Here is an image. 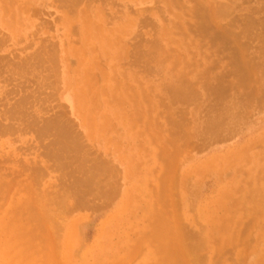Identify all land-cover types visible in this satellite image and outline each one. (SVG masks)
<instances>
[{"label": "bare ground", "instance_id": "obj_1", "mask_svg": "<svg viewBox=\"0 0 264 264\" xmlns=\"http://www.w3.org/2000/svg\"><path fill=\"white\" fill-rule=\"evenodd\" d=\"M8 1L9 0H0V24H2V22H1L2 21L1 18L3 16L2 14H4V13L7 14L9 11L15 12L17 7H18L17 6V3H18L17 0H12V3L9 5H8ZM28 1L31 2L33 0H28ZM57 1H59V2L61 1L63 4L62 3H60V4H62V6L64 5L65 9L67 7H69L68 10L71 9V10H73V12H75L74 15H72L71 13L69 14V15H71V17L76 16V17H81L84 19V23H81L82 31H80L79 37H78L79 45L77 47H74V46L70 47L67 45L68 48L66 49L67 54L69 53L72 57H75L74 62L76 64V68H75V70H73L74 79H71L68 76H65L64 81H65V88L67 90L66 92H67L68 96L71 98L74 113L76 114V116L78 118H80L81 125L84 128H88V130L90 129L89 133L91 134V136L94 137V136H98V135L99 136L103 135L104 132H106V130L109 127H111V125L114 121H116V123L124 124V125L128 126V124H130V121L134 119V116L136 118V116L139 114V116H137L139 119H140V116L144 117L146 114H144L143 107L151 106V104L153 102V97L155 95L157 96L159 93H161V94L165 95L167 98L168 104L170 105V107L168 106V109L170 108V109H172V111L175 109H178L179 111L177 110V113L179 112V114L181 115L178 118V117H176L178 114L174 113L175 111L174 112L171 111V112H167V114H166L167 117H165V118H167L166 120L168 121L169 125L172 128H176V130L171 129L172 135H174L175 138L179 139L180 135H181L180 130L186 132V129H188L187 134H190L189 129H191L188 126L186 127V123H185L186 122V120H185L186 116L185 115H184V117L182 116L184 114V111H186L184 109H186L185 107H188L190 104L191 105L196 104L197 107H195V111H194L195 114H193V116H194L193 125H194V128L196 130V134L199 133L200 136L203 137L201 139L202 141H200V139H199L200 143L203 142L202 145L198 142V144L200 145V146L198 145L199 147L202 148V146H204V145L206 147L210 144L219 143L220 141H223L224 139L226 140L227 137L230 138V135H232V133L234 131H238L242 127H243L242 132L244 134V137L239 142H236L235 144H232V146L227 147L222 153L221 152L220 153L214 152L211 155V157H208L205 161H202L199 164L192 166L191 169H187L184 172L180 171V172H182V173L179 172L180 174L177 173L175 175L176 172L174 170L176 169L177 165L172 164L175 161L174 162L171 161V164H172V165H170L171 167L169 166V169L167 168L168 169L167 171L169 173L166 175H162L160 180L158 179V181H159V184L157 181L158 187L163 189V190H166L167 184L169 182L176 183V186H177V183L179 182L180 184H183V187H184V182L186 183V181L188 179L186 181L183 179L188 178L193 172L203 173V175H207V174L208 175L209 174L214 175L215 174L219 177L217 179L220 180V178H222L225 174V173H223L224 170L225 171L230 170L229 171L230 174L228 177H230V175L232 174V176L230 178L231 180H229L230 181L229 183L230 184H236L237 183L235 180V179H237L236 175L245 172L248 174V177H249V184L248 185L251 187V190L254 193L253 199H252L254 206L250 207L246 211L249 214L255 213V212L260 214V213L264 212V185L262 186V188H260L256 184L258 182L257 181L258 179L263 180V178H264V167L262 169V163L264 162V123L262 124V126H260V122H258V121H257V123H255L254 121L250 122L247 119L248 115L246 116L248 109L250 108L251 104L255 101V97L258 95V93L262 92L263 95H261V96H264V15L262 17L260 16L261 19H260V17H258L259 14H261L264 11V2L262 3V5L260 4L259 7H256V8L252 7V8H254V10L251 9L252 13H247L246 15H245V13H243L244 15L240 14L241 16H243L242 18H240L241 19L240 20L241 21V29H240L241 32H239V33L237 32V33L238 34L241 33V37H245L247 39L249 38L248 39L249 41H250V39L252 40V42H253V40H256L255 44H257V46L255 45L256 48L252 52V54L250 55L251 57H248V56L245 57L247 55V52H246V55H244V52L246 51V49H248V48L251 49V46L249 45V43L246 42L245 44H241L240 38L238 37L239 35L234 34V33H232L233 31H231V28L235 26V23H236L234 21L235 19L233 21H231L230 24L228 25V27L226 26L227 28H225V29L220 24L221 20H223L226 17L228 18V16L233 13L232 5L223 4V6H220V4H219L217 6H212V4L211 5L209 4L210 6H207L205 8L202 7L198 12L194 11L193 9L188 10V13H187L188 22L190 23V25L192 24V27L194 29H196L195 31L197 33L203 34V32L204 33L207 32V30L211 27V25H213L214 27H213V29L212 28L211 29L214 30L217 28L216 29L217 32L219 31L218 36L222 37V39L224 41L228 42L227 40H230L231 43L235 42L237 44V45H234L235 47L239 46L237 48V50L235 48L236 52L233 51V53H234V64L236 67V71L238 73H240V72L243 73L245 75V78L249 79V81H251L252 79L257 80V82L259 83L260 88H261V89L259 88L260 90L258 89L256 91H254V92H256V94L251 93L252 92L251 91L250 92L251 94L250 93H240V94L238 93V94H232V95L226 96L225 95V89L226 88L224 89L225 86H223L224 85L222 83L223 81L217 80V81L213 82L212 84H209L208 86H206L204 94H202V92H200L197 89V87L195 85L196 83L193 84L189 80V78H187L186 74H184V71L179 69V67L177 66V64L183 63L182 57H186V54H184V52L182 51V44L184 42V41H182L183 40L182 37H188L185 41H186V44L188 45L189 50L193 51V50H196V48L198 47L197 43L194 40H192L191 37H189L190 25H188V27H186V23L188 24V22H186V20L184 19L185 18L184 12L186 9L184 3L186 2V0H156L155 2H158L162 5L161 10L163 12V14H162V16H163L162 21L163 22H160L159 19H157L156 26H155L156 36L154 39L152 38L153 39L152 41H146L147 43L148 42H150V43H148V44L142 43V45H137L138 47H133L134 50L132 49V46H131L132 51H130V45L128 44V41L125 39L124 36H126L127 33H130L132 31L133 22L129 23L130 20H127V22L125 23V25L122 28L107 27L108 23H106L105 20H106V16L108 14L106 16H104V14H105L104 13V7L98 6V5L91 6V4L94 3V1H96V0H57ZM127 1H131L132 3H134V4H132L134 6L135 5L139 6V4H140V2H138L139 0H135L137 3L133 2V0H127ZM243 1H245V0H243ZM102 2H104V1H102ZM111 3H112V1H111ZM111 3H110V5H112ZM246 3H247V1H246ZM22 4H26V1H25V3H22ZM60 4H59L58 8L62 7ZM79 4L81 6L78 8L77 6ZM241 4H244V2ZM129 7L130 6H128V5L124 6L123 9H124L125 15L127 14V10ZM22 8H24V6ZM236 8H238V7H236ZM156 9L159 10L160 8L158 7ZM243 9L244 8L242 7L241 10H243ZM145 10H146V8H145ZM161 10H159V12ZM25 12H27V10ZM33 12L35 14V10L32 9V13ZM116 12H117V10H116ZM34 14H33V16H34ZM67 14H68V12H67ZM30 16H32V15H30ZM241 16H239V17H241ZM108 17H109V15H108ZM155 17L159 18L160 16H155ZM230 19H228V20H230ZM139 21L140 20H138V22ZM147 23L149 24V22H147ZM143 24L145 25V23H143ZM214 24H217L219 26V28ZM151 27L154 28L153 24L151 25ZM72 29H74V26H72ZM72 29H71V32L73 34ZM151 30H154V29L151 28ZM212 30H210V31H212ZM228 31H231V32H228ZM238 31H239V29H238ZM33 33H32V35H33ZM34 34H36V33H34ZM44 39H46V37ZM44 39L42 40L43 42H44ZM69 39H70V37H69ZM138 39H139V37H138ZM141 39L143 40V38H141ZM247 39H245V40H247ZM2 40H0V41H2ZM39 40L41 41V39H39ZM142 40L139 39V41H142ZM49 42L50 41H48L47 43L49 44ZM0 44L2 46L3 43H0ZM48 44H47V46L45 45L46 46L45 52L47 50L49 51L48 47L51 49V46H48ZM42 45L40 43L41 47H42ZM229 45H230V43H229ZM240 45H242V46H240ZM40 46H38V48H40ZM53 46H55V45H53ZM231 46L233 47V45H231ZM26 48H28V46ZM231 49H234V48H231ZM243 49H245L244 52L242 51ZM55 50H56V48H55ZM42 51H44V50H42ZM52 52L56 53L54 50ZM52 52H49L50 54H52V56L47 52H46L47 55L45 54V56H47L51 59L48 58V59L44 60V58H41L38 55H37L38 58L37 59L35 58L37 60V62L36 61L34 62V65H35L34 69L40 68L39 70L42 71L40 66L45 65L44 68L42 67L43 72H44V70L46 72H48V73H46L47 75L45 74V75H43V77H41L42 76L41 72L39 73L41 75L40 76L41 79H40V81L37 82L36 90H33L35 92L32 94V92L30 93L28 91L30 93L29 96L27 95V92L24 93L23 90L25 89V86L22 83L24 81H22L21 83L23 85L22 86L23 90L21 88L20 89L22 90L23 94H20V95H22L21 97L19 96L20 98L17 97V98H19V100L17 102H16L17 99L13 98L16 103L14 104L15 106H13L12 109L9 110L10 112L9 113L7 112L8 109H7V111L6 110L4 111L5 106L2 103L0 104V105H2V107L4 106L3 107L4 114L3 115L0 114L1 115L0 116V135L1 134L5 135V133H8L10 131V129H12V127H13L12 123L10 124L8 121L12 117L7 120V122L9 124L8 123L7 124L2 123V121L5 120L7 117L6 113H8V116L11 113L12 114L15 113L17 116L18 115L17 113H19V111L22 112V110L25 108V106L29 105L28 102L33 103L35 101V99L33 98L34 96H35V98H39V95H40L39 91L41 89L44 90L46 88L45 87L46 85L53 84V83L49 82V81H51V80H49V79H51V77L57 78L56 82H58V78H59L58 75L59 74L56 70L57 68L54 65V60H56L55 59L56 57L54 58V55L56 56V54H54ZM89 52H92V54L90 55ZM3 56H0V57L3 58ZM16 56H18V55L16 54L14 57H16ZM128 56H133L132 58H133L135 63H141L142 64L141 70L143 72L141 74L139 73L140 72L139 68H136L135 65L132 66V65L127 64ZM14 57H12V59ZM2 58L0 60L4 61V58L3 59ZM27 58L25 59L27 61V62H25L26 64L29 62L28 60H30ZM52 58H54V60ZM33 59L34 58H32V60ZM183 59L186 60L185 58H183ZM32 60L30 62L31 63L30 68H32V66H33ZM7 61L10 62L9 59ZM20 61H21V58H20ZM188 61H190V60H188ZM8 62H7V64H8ZM101 62H102V64H101ZM129 63H130V61H129ZM1 64L2 63H0V65ZM26 64L24 66L27 68ZM56 64H57V61H56ZM10 65L12 68L15 67V66H13L14 64L13 65L9 64V66ZM22 65H23V62H22ZM22 65H21V67H23ZM1 66H2L1 68H3V64ZM6 66H8V65H6ZM17 67L18 66H16L15 68H17ZM8 68L11 69L10 67H8ZM24 69L21 70V72L23 71L22 73H24ZM18 71H19V69H18ZM0 72H1L0 75H2V70H0ZM28 72H30V71H28ZM145 73L148 75H151L152 78L151 79L146 78ZM18 74H19V72H18ZM25 74L28 75L27 72ZM37 74H35V75H37ZM27 75H26V77H27ZM21 76L23 77V75H21ZM16 77H17V74H16ZM26 77H25L26 81H29V80L33 81V79L35 81V77H33V79L28 78V80ZM117 77L124 78L125 82H121L120 80L116 79ZM199 77L200 76H198L197 78H199ZM226 77H228V76H226ZM55 78H54V80H55ZM12 79L14 81V78H12ZM25 79H23V80H25ZM10 81H12L10 77H9V81H8V79H7V81H5V82H9V87L11 84ZM16 81L18 83V79L17 80L15 79V82ZM33 82L32 83L30 82L31 85L36 84V82H34V83ZM19 83H18V85L21 84V83L20 84ZM5 84L8 85L7 83H5ZM16 84H15V86L13 85V87H17L18 85L16 86ZM27 85H28V82H27ZM238 85H239V83L236 82L235 87ZM235 87H234V90L236 89ZM55 88H57V87H55ZM48 89L49 88H47V90ZM58 89H59V87H58ZM58 89H55L56 90L54 92L55 94H56ZM43 90H41V91H43ZM16 91H17V89H16ZM50 93H51V91H50ZM31 94L34 96L32 97ZM252 94H254L256 96L254 97ZM205 95L207 97V100L205 99L206 101H204ZM30 96L34 99V101H32V100L27 101V99ZM43 96H44L43 98H40L41 100L40 99H36V100L42 101L43 99L45 100L46 98L49 97L47 95V93ZM54 96H56V95H54ZM0 99L3 100V97ZM8 99L12 100V98H8ZM50 100L53 101L52 99H50ZM127 100L130 101V104H131L130 106H131V108H133V109H131V108L130 109L132 111L134 110L132 113H131V110L129 111V113H130L129 116L127 115V113H128L127 109H124V102H126ZM262 100H264V97ZM0 102H3V101H0ZM42 102L44 103V101H42ZM35 103H36V101H35ZM43 103H41V105H44ZM56 103H57V101H56ZM160 103L162 104L163 102H160ZM46 104L47 105H44V107L48 106L49 103H46ZM59 105H60L59 107H61V109L64 106L62 104H59ZM53 106L55 107L56 104ZM53 106L52 107L48 106L50 111H51V108H54ZM122 106H123V108H122ZM10 107H8V108H10ZM32 108H30V110ZM166 108H167V106H166ZM65 110H66V106H65ZM135 110H137V111H135ZM0 113H2V111ZM24 113H26V112H23L22 114H24ZM27 113H28V111H27ZM29 113H30V111H29ZM45 113L43 112V114H45ZM55 113H52V115L50 113V115L46 118L45 117L42 118L39 115V113H37V112H36V115H34L32 113V117L28 118L29 121H27L28 119L27 120L25 119L27 122H25V120H24V122H22L21 121V120H23L22 119L23 117H22L21 120H19V121L22 122L21 123L22 127H23V124H26V129L23 130V129H21L22 128L21 127L20 130L21 131L23 130V132L25 133L26 131H28L30 129L31 130L30 132L32 134H34L33 137L36 136V134H38L40 136L43 135L44 139H45L46 135L49 136V138L46 137V140H47V138L48 139L51 138V140H49L50 146L48 145V143H46L47 145L44 144L45 147L48 146V150H47L48 155L44 154L45 152H42V150H41V152L37 150L38 153H40L41 155L44 154V157L47 155L48 157L46 156V158H49L50 162L52 159V162H53L52 164L50 163V165L47 166L46 163H49V162H48V160L44 159V163L46 161L47 162L44 165L42 164V166H44L46 169L51 168L52 171H56V169H57V171H58L57 172L58 173L57 178H58V175L62 171H64L61 173L62 176L60 178L62 179L61 180L62 182L60 183L59 187L61 185H66V183H68V180L71 179L70 180L71 182H69L68 183L69 185L68 184L67 185L70 188L73 187V190L69 189L68 187L67 188L69 189V191L72 190L73 192H70L69 195H67L68 194L67 193L66 196L63 194L64 193L63 192L62 196L64 195V197H62L60 195L61 197L58 196L60 199L58 198V200H56L57 199L56 195H59L60 192L56 191L55 187H54V190L57 193V194H55L56 199L54 198L56 201L52 198L53 201H52V199H50L51 202L50 203L48 202L49 204L46 202L47 205H45V204H42V202L41 203L38 202V199H37V200H35V202L31 203V201H34V199H36V198H31L32 197L31 195H30L31 197H29V193L31 192V194H32L31 188L35 185V184L33 185V183H32L33 181H31V180H33L32 178L35 177L36 179L35 178L34 179L36 181L40 182V180H39L40 178L38 179V177H40V176H41V179H42V176L44 179V177L46 175L44 176L43 173H45V172H42L41 173L42 175H41L40 172L42 170L39 169L42 167L37 166L35 164L37 162L34 163V165H36V167L35 166L33 167V165H32L33 163L30 161L32 164L30 162L29 163L31 164L32 167H29L28 169L31 171L30 172L31 174L33 173L32 175L31 174L30 175L33 176V175L39 173L38 174L39 176L35 175L34 177H31V179H29L30 175H26V174L24 175L23 174L25 171H23L24 169H22V168H24V167L21 168L22 170L20 169L23 172L22 173L20 170H17V169L16 170L9 169V168L2 169L3 166H1V168H0V201H3L2 203H4L6 201L5 199L7 198V196L5 199H4V196L6 194H8V192L13 191V192H16L18 194L19 192L21 193V189H24V191L26 190L29 192V193L28 192L26 193V191L25 192L23 191L25 193V197L27 198V200H29V199H33V200L27 201V200H25V197L24 198L19 197L17 203L14 204L13 206L9 205V207L7 209H1L0 208V264H112V263L116 262V260L120 261L118 253L120 250L121 251L125 250V248H124L125 244H119L120 242H117V243L109 245L111 233H112V235H118L120 226L118 224H115L114 229L111 230V232H110V231H108L109 229H108L107 225H108L109 219L114 220L115 222H116V220L117 221L120 220V210L122 209V205H123V203H122L123 196L120 199L121 201H119L118 203L115 204V206H117V207L116 208L114 207L115 208L114 212L112 214L106 215V218H105L106 220L101 223L99 229L97 230L96 239L97 238L102 239L103 247L97 251L96 255L94 256L92 263H89L86 260H84V257L79 255L78 252L74 251L72 253V250L70 249L68 243L66 242L67 238L57 236V235H59L58 231H60V224H62V223L59 224V220H62L61 218L65 214H69V213H71L75 210H79V209L82 210V208H85V207L88 208L89 206L91 207V209L94 208L96 210H98V208H100L99 210H101L102 208H106V207L109 209H113L112 208L114 205L113 201H114L115 195H117V192H118L116 188H119V186L115 183L118 180H116V181L112 180L113 182H111L110 178L115 174H119L120 172L118 171V168L114 165V163H113L114 160L112 161L110 159H104V158H100V157H95V158L91 157V154H93L91 152L92 148L89 149L88 145H86V143L84 144L85 141H81L82 138L78 139V137L76 135H78L80 137L81 133L80 132H78V133L74 132L73 129H76L75 128L76 126L73 127L72 125H75V124L73 123L71 125L72 120L70 119L68 121L66 118L68 116H66V117L63 116V113L64 114L67 113V115H68V112L59 111L58 113H56V114ZM133 114H134V116H132ZM175 114H177L175 116L176 119L173 117V115H175ZM4 115H5V117H4ZM124 116H125L126 121L123 120ZM148 116L146 115L145 117L147 119H149ZM16 118H15V120L17 122ZM152 118H153V116H152ZM152 118H150V119H152ZM147 119L145 120L146 122H148ZM11 121L12 120H10V122ZM153 121H154V119H152V122ZM188 121H189V119H188ZM132 122H134V121H131V123ZM146 122H144V123H146ZM152 122L150 123V121H149L148 124H152ZM153 123H155V122H153ZM148 124L146 123L145 125H148ZM149 126H148L149 132L153 131L150 129L151 127H155L156 129L155 128L154 129L156 131L160 129L159 125H158L159 128H157L156 126H153V125H151V127H149ZM178 129H180V130L178 131ZM16 130L12 131V132L15 133ZM32 130L36 131L37 133L32 132ZM156 131H153L152 134L154 133L155 137L157 136V138H158V135H156L157 134ZM12 132L11 131L9 132V134L11 136L14 134V133L11 134ZM155 132H156V134H155ZM162 132H160V133H162ZM75 133H77V134H75ZM9 134H7V135H9ZM27 134H28V132H27ZM161 135L163 136V134H161ZM127 138L131 141L133 140V136H129L128 131H127ZM175 138L173 137V140H172L173 142H175V140L177 141V139H175ZM192 138L193 137H191V139ZM229 138H227V139H229ZM36 139H37V137L34 138V140H36ZM181 139H183V138H181ZM191 139H190V144L192 145ZM41 140H43V138ZM185 140L187 141V139H185ZM31 142H32V140H31ZM194 143H196V141ZM184 144H186V143L184 142ZM187 144H188V142H187ZM28 145H30V144H28ZM191 145H189V147ZM38 146H41V145L38 144ZM195 146H197V143ZM198 146L195 148L199 149ZM93 147H94V145H93ZM24 148H28L27 144H26V147H24ZM41 148L42 147H40V149ZM190 148H192V147H190ZM195 148H192V150L193 149L196 150ZM27 151L29 152V150H27ZM92 151L95 152V149H93ZM31 152H33V150ZM35 152H36V150H35ZM181 152H183V151H181ZM38 153L36 155H38ZM97 153H99V152H97ZM29 154H31V153H29ZM151 154L153 155V153H151ZM100 155H101V153L97 154V156H100ZM2 156H4V155H2ZM8 157H11V156L8 155ZM8 157L7 158L4 157V158L8 159ZM115 157H116L117 161L123 160L119 154ZM183 157L185 158V156H183ZM4 158H2V159H4ZM165 158H167V156H165ZM177 158H179V157H177ZM186 158H187V156H186ZM19 159L20 158H18V160ZM190 159L191 158L189 157V160ZM180 160L182 161V159H180ZM11 161L13 162V160H11ZM34 161H36V160H34ZM210 161L215 162L214 167H209V165H207V164H209ZM178 162H180V161H178ZM0 163H1V161H0ZM16 163H19V162H16ZM21 164H20V166H21ZM30 164H28V165H30ZM24 165H26V163ZM174 165H176V166H174ZM179 166L180 165H178V167ZM19 167H18V169H19ZM178 167H177V169H178ZM58 169L61 171L60 173H59ZM117 172H119V173H117ZM7 173L9 174V176L11 178L10 181H7L4 179V177H2V175L8 176ZM52 173H54V172H52ZM158 177H160V176H158ZM149 178H150V175L146 172V174L144 175V179L146 181V186L149 184ZM113 179H115V178H113ZM116 179H117V177H116ZM118 179H119V176H118ZM181 181H183V183H181ZM179 183H178V185H179ZM39 184H36L38 186H36V185L35 186L38 188ZM70 184H71V186H70ZM169 184L172 185L171 183H169ZM47 185H46V187H47ZM56 185L57 184H55V186ZM174 186H175V184H174ZM198 186L199 185H197V187L196 186L195 187L198 189ZM246 186H247V184H246ZM196 188H195L196 191L194 189H193V191H191L192 195L193 194L195 195L196 193H198L197 192L198 190ZM29 189H30V191H29ZM64 189H65V187H64ZM184 189H187V185H186V187H184ZM229 189H230V187H229ZM229 189L227 187L224 189L218 188V190H217V193H219V196L217 197L218 199H215L214 201L210 202L211 203L210 205L208 203H204V204H200V205L196 206V208H193V211L196 212V216H197L198 220L201 223H203V225H204L202 228L205 227V229H203L201 231L199 230L200 233H198V234H196L195 232H193V234H191L189 232L191 235L188 234V236H185V234L188 231L185 232V234L183 233L182 236L179 233L181 230H179L177 232L178 228H177V223L175 221H176V218H179V217H176V216H178L177 212L179 211V209H178L179 205H177V207L175 206L177 208V209L175 208L177 210L176 214H174V212H173V211H175L174 207H172V206H174L173 203L171 205V208H169V210L172 208L174 210L172 209L171 212L169 211L170 213L165 212V210H164L166 208V207L164 208V205L167 206V204H168V206H169L172 200L171 201L168 200L166 202L167 204L162 203L163 205L162 204L158 205V201H159L158 197L159 196H162V197L168 196V194H171L170 191H169L170 193L168 191L159 192V189L156 188L155 192L153 193L154 198H153V195H148L150 192L149 190L146 192V194L143 193L144 196L147 195V197H148L146 202H145V207H144V209H146L147 219H151L152 222L144 230L143 229L139 230L138 233H136V235L138 236V240H136V242L137 241L144 242L143 241L144 239L148 240L149 241L148 245L150 246V247L149 246L148 247L152 253L148 252L147 254H145L146 256L141 260V264H209L206 262L204 256L202 255V252L206 251L211 245L212 239H211L210 233L211 232H213V233L222 232L223 233L221 236L222 239H220L219 242H216L222 247V246H225L224 245L225 243L228 244L231 239H234V238H231L234 231L236 232V234L239 231V230H236V226H235V225L238 226L241 223V221H239V219H238V213L235 216L233 215L234 218H231L232 219V220L230 219L231 221H229L228 218H225V217L220 218L223 215H221L220 217H217V215L215 213L216 210H220V209L223 210V207L225 206L224 205V199L226 198V195H228ZM188 190L189 189H187L186 191H183V192L186 193ZM35 191L38 192V189ZM46 192L47 191L45 190V192H42V193H46ZM49 192L51 193V191H48L46 193V197L48 194L50 195ZM16 193H15V195H17ZM137 193H139V191L135 192L134 195H136ZM180 194H182V192ZM187 194H189L188 192L186 193V196H190ZM90 195L92 196V198ZM51 196H52V193H51ZM88 196H90L91 199H88ZM229 196H228V198H229ZM39 197H41V195ZM69 197L72 198L71 199L72 201L68 200ZM178 198H179V196H178ZM41 199H42V197H41ZM47 199H48V197H47ZM188 199H190V197ZM172 202H175V201H172ZM187 202L189 205V203L192 201H190V202L187 201ZM233 202L234 201L232 200V203ZM234 203H236V202H234ZM1 205L2 204H0V206ZM242 205H244L243 202H241L239 204V207H241ZM193 206L194 205L191 206V204H190V206H186V207L188 210L191 208V211H192ZM91 209L88 208L87 210H91ZM94 209H92V210H94ZM134 209H135L134 210V212H135L137 210L136 204L134 205ZM226 211L227 210H225V212ZM192 212H191V216L193 214ZM257 213H255V214H257ZM260 215H262V214H260ZM180 219H182V218H180ZM258 219H259V217H258ZM192 220H195V219H192ZM238 227H237V229H238ZM179 228H181V227H179ZM111 229H112V226H111ZM183 231L184 230H182V232ZM182 232H181V234H182ZM177 234L181 237H179ZM168 235H169V237H170V235L173 236L174 239L171 242H164L165 240L162 241V239L166 236L168 237ZM237 235L239 236V235H241V233L239 232V234H237ZM256 238L261 243V246L259 245L260 248H257L254 252V254H256V260H255L256 263L255 264H264V231H262L260 234H258L256 236ZM136 242H134V243H136ZM136 244H134L133 246H135ZM140 246H141V244L139 245V247ZM135 248H138V246H135ZM140 248L142 249L143 247H140ZM136 250H132V251L137 252V251H139V248L137 251ZM132 251L129 253L130 254L134 253ZM218 251L221 252V250H218ZM130 254L128 256H130ZM137 254H138V252L136 253V257H137ZM139 255H140V253L138 254V256ZM133 256H135V254H133ZM133 256H131V257H133ZM130 259H132V258H130Z\"/></svg>", "mask_w": 264, "mask_h": 264}, {"label": "rangeland", "instance_id": "obj_2", "mask_svg": "<svg viewBox=\"0 0 264 264\" xmlns=\"http://www.w3.org/2000/svg\"><path fill=\"white\" fill-rule=\"evenodd\" d=\"M17 1H18V3H17L18 7H17L16 11L15 12L9 11L7 14L6 13L2 14L3 15L1 18L2 24H0V40H2V39L4 40V41L3 40L0 41V43H3L2 46L0 44V56L4 55L3 56L4 61L0 60V63L3 64V68H1L2 64L0 65V70H2V75H0V81H1L0 82V98L3 97V100L0 99V101H3V102H0V104L2 103L5 106V107L3 106L4 111L5 110L7 111V109H8L7 112L9 113L10 112L9 110L12 109L13 106H15L14 104L22 96L20 94H23L22 93V90H23L22 86L23 85L25 86V89L23 90V92L24 93L27 92L28 96L31 92H32V94L35 92L33 90H36L37 82L40 81V79H41V77H43V75L48 73L45 70L43 72V68L45 65L40 66L42 71L39 70L40 69L39 67H38L39 69H34V66H35L34 62L35 61L37 62L36 59L38 58L37 55L40 56L41 58H44V60H46L49 57L45 56V54L47 55V53L52 52L53 50L56 52V53L52 52V53L56 54V56L54 55V58L56 57L55 58L56 60H54V58H52V59L54 60V65L57 68L56 70L59 74L58 75L59 78H58V82H56L57 78L51 77V79H49V80H51L52 82L51 81H49V82L53 83V84L46 85L45 86L46 88L44 90L41 89L43 91H41V90L39 91L40 92L39 98H35V96L31 94L32 97L34 96L33 98L35 99L36 103H35L34 99L30 96L31 98L29 97L27 99V101L32 100L34 102L32 103L30 101L32 104L28 102L29 105H26L25 108L22 110V112L19 111L20 114L17 113L18 114L17 116L15 113L9 114L10 117L8 116V113H6L7 115L5 114L7 117L5 120L2 121V123L7 124L8 123L7 120L12 117L11 119L8 120L9 123L10 124L12 123V126H13L12 129H10V131L12 132V131H15L16 129L18 131L16 130L15 133L12 132L11 134L14 133L12 136L9 134L10 131L8 133H5V135H3V134L0 135V161H1L0 168H1V166H3L2 169L9 168V169H14V170H16V169L20 170L22 167H24L22 169H24L23 171H25V172L23 173L21 171L22 169L20 171L24 175L25 174L30 175L31 171L28 168L32 167L31 166L32 163H33L32 164L33 167L34 166L36 167V165L42 167V168L38 167L39 169L42 170V171L40 170L41 171L40 174L42 172H45V173H43V175L44 176L46 175V176L44 177V179H43V176H42V179H41V176L38 177V179L40 178L39 179L40 182L36 181L35 180L36 178L34 177L35 175H38L39 173L31 176L33 174L32 173L29 176L30 177L29 179H31V177L35 178V179L32 178L33 180H31V181H33L32 182L33 185L40 183L38 188L36 187L38 185H36V186L34 185L38 189V192L35 191L37 189L33 185L32 186L34 188L32 186H31L32 188L30 187L32 189L31 190L32 194H31V192L29 193L28 191L25 190L26 193L27 192L29 193V197L32 196L31 198H36V199H34V201H31V203L35 202V200L38 199V202H40V203L42 202V204L47 205L46 202L50 203L51 202L50 199H52V198L56 199V197H57L56 200H58V198L62 196L63 192H64L63 194L65 196L67 193H68L67 195H69L70 192H73L72 191L73 187L70 188L68 186L69 185L68 183L71 182L70 181L71 179L68 180V183L65 182L66 185L68 184L67 186L61 185L59 187L60 183L62 182L61 181L62 179L60 178L62 176L61 173L64 171L61 172L58 169L59 173L60 172L61 173L58 175V178H57V174H58L57 169H56V171H52L51 168L46 169L44 166H42V164L44 165L47 162L46 161L44 163V159L48 160V162H49V163H46L47 166H49L50 163L51 164L53 163L51 158H50L51 162L49 161V158H46V156L48 155L47 154L48 146L45 147V145H44L46 143H48V145H49V140H51V138L48 139L49 136L46 135L45 139H44L43 135L40 136L38 134H36V136L33 137L34 134H32L30 132L31 130L29 128H28L29 130L24 133L23 130L26 129V124H23V127L21 124L22 122H24L25 119L27 120L28 118H31L32 113L34 115H36V112H37V113H39V115L42 118H44V117L46 118L50 115V113L52 115V113H55V112L58 113L59 111H61V112L65 111V112H68V115H67V113L66 114L63 113V116L64 117L68 116V117H66L67 120L69 121L71 119L72 120L71 125L74 123L75 125H72V126L73 127L76 126L75 127L76 129H73V131L77 132V133L78 132L81 133L80 137L78 135H76L78 137V139L82 138L81 141H85L84 144L86 143V145H88L89 149L92 148L91 152L93 154H91V157H94V158L100 157V158H104V159H110L112 161L114 160L113 163L118 168V171L120 172V173L117 172L119 174H115L110 178L111 182H113L114 180L115 181L118 180L115 183L119 186V188H116L118 192H117V195H115V198L113 201V204H114L112 207L113 209H109L106 207V208H102L103 210L102 209L99 210L100 208H98V210H99L98 211L94 208H92V209H94V210H92L91 207L89 206L88 208L91 210H87L88 209L87 207H85L86 209L82 208V210L81 209L75 210L69 214H65L61 218L62 220H59V224L60 223H62V224H60V231H58L59 235H57V236L67 238L66 242L68 243L70 249L72 250V253L74 251H76V252H78L79 255L83 256L84 260H86L87 262H89V263L93 262L94 256L96 255L97 251L103 247L102 239H98V238L96 239L97 230L99 229L101 223L106 220L105 219L106 215L112 214L114 212L115 208L117 207V206H115V204L118 203L119 201H121L120 199L123 196V199H122L123 205H122V209L120 210V220L119 221L116 220V222H115L114 220L109 219L108 225H107L108 229H109L108 231H110V232H111V230L114 229L115 224H118L120 226L118 235H112V233H111L109 245L117 243V242H120L119 244H125V247H124L125 250L124 251L120 250L118 253L120 261L116 260V262H114L112 264H117L118 262H119L118 264H124V263L125 264H141V260L146 256L145 254H147L148 252H151V251L149 250L150 246L148 245L149 244L148 240L144 239L143 240L144 242H139V241L136 242V240H138V236L136 235V233H138L139 230H142V229L144 230L152 222L151 219H147L146 209H144V207H145V202H146L148 197H147V195L144 196L143 193L146 194V192L149 190L150 192L148 195H153L156 188L159 189V192H162V191H168L169 192L170 191L171 194H168V196H165V197L159 196L158 197V200H159L158 205H161L162 203L165 204L168 200L169 201H171V200L175 201L177 204L175 202L171 201L169 206L167 203H166L167 206L164 205V208L166 207L164 210H165V212H168V213H170L171 210L173 209L172 208L169 210V208H171L172 203L174 204V206H172V207H174V209L177 207V205H179V207H178L179 211L177 212V210H176L177 208L175 209V211H173L174 214H176V212H177L178 216H176V217H179V218H176V221H175L177 223V228H178L177 232L179 230H181L179 233L182 236L183 233L185 234V232L188 231L186 233L187 235L185 234V236H188V234H190V233L193 234V232H195L196 234H198V233H200L201 230L205 229V227L202 228L204 225H203V223H201L198 220V218L196 216V212L193 211V208H196V206H198L200 204H204V203H208L210 205L211 204L210 202L214 201L215 199H218L217 198L219 196V193H217L218 188L224 189L227 187L229 189V187H230L229 193H228V195H226V198L224 199V205L225 206L223 207V210H221V209L216 210L215 213H216L217 217H220L221 215H223L220 218L225 217V218H228L229 221H231L232 220L231 218H234V216L237 215V213H238V219H239V221H241V223H240V225H238L239 227L237 225H235V226H236V230H239L237 234H239V232H240L241 235L238 236L236 234V232L234 231V233L231 237L234 239H231L228 244L225 243L224 244L225 246L221 247L216 242H219V240L222 239L221 236L223 233L222 232H220V233L211 232L210 233L211 234L210 236L212 239L211 245L206 251L202 252V255L204 256L206 262L209 264H214V263L215 264H255L256 263V261H255L256 260V254H254V252L257 248H260V246H261V243L258 241L256 236L258 234H260L262 231H264V212H262V213L259 212L260 214H262V215H260L257 212H255L257 214H255V213L249 214L246 211L250 207L254 206V204L252 202L254 193L252 192L251 187L248 185L249 184V177H248L247 173L243 172L241 174H237L236 175L237 179H235L237 183L236 184H230L229 180H231L230 178L232 176V174H231L230 177H228L230 174L229 173L230 170H228V171L224 170L223 171V173H225L224 174L225 177L223 176L222 178H220L221 181L219 179H217L219 177L215 174L214 175L213 174L203 175V173L193 172L188 178L183 179L185 181L187 179L189 180V181L187 180L186 183L184 182V187H186V185H187V189H189L187 191L189 194H187V195H190V196H186L187 192L185 193L183 191H186L187 189H184L183 184H180L179 182H178L179 185L177 183V186H176V183L169 182L173 186L168 183L170 186L167 184V188L165 187L166 190H163V189L158 187V184H159L158 179L160 180L162 175H166L169 173L167 170L169 169L170 165L176 164L177 167H178V165H180L178 167L179 170L176 167V169L178 171L176 169L174 170L176 172L175 173V175H176L177 173L180 174V173L186 171L187 169H191L192 166L199 164L202 161H205L208 157H211V155L214 152H219V153L221 152L222 153L227 147L232 146V144H235L236 142H239L240 140H242V138L244 137V134L242 132L243 127L241 128L242 130L240 129L238 131H234L232 133V135H230V138L227 137L229 139L226 138V140L224 139L223 141H220L219 143L210 144L206 147L204 145L201 148V147H199L200 145L198 144V142L200 143V141H202L201 139L203 137L200 136L199 133L196 134V130H195L194 125H193V118H194L193 114H195L194 111H195V107H197V106H196V104H192V105L190 104L188 107H185L186 109H184V110H186V111H184V114L182 115L183 117H184V115L187 117V118L185 117V120H186L185 123H186V127L188 126L191 128V129H189L190 134H187L188 129H186V132L178 129V131L180 130L181 135H180L179 139L175 138V136L172 135V133H171V131H172L171 129L176 130V128H172L169 125L168 121L166 120L167 118H165V117H167L166 116L167 112H171L172 109H170V108H169L170 110L168 109V106L170 107V105L168 104L166 96L159 93L157 96L155 95L153 97V102H152L151 106L143 107L144 114H146L147 116L149 115L148 116L149 119H147L145 117L146 115L144 117L140 116V119H139L137 117V116H139V114L135 118V116L133 114L132 116H134V119L132 118L133 120H131V121H134V122L131 123V121H130V124H128V126H126L124 124L116 123V121H114L112 123L111 127H109L106 130V132H104L103 135H101V136L98 135V136H94V137L91 136V134L89 133L90 129L88 130V128H84L80 123L81 122L80 118H78L76 116V114L74 113L71 98L68 96V94L66 92L67 90L65 88V81H64L65 76H68L69 78L74 79L73 70H75V68H76V64L74 62L75 57H72L69 53L67 54L66 49L68 48V46L77 47L79 45L78 37H79L80 31H82L81 23H84V19L81 17H76V16L71 17V15H69V14L71 13L72 15H74L75 12H73V10H71V9H69L70 10L69 11L68 10L69 7H67L65 9L64 8L65 6L64 5L62 6L63 3L61 1L60 2L57 0L56 1L55 0H33L31 2H29L28 0H17ZM25 1H26L27 5L22 4V3H25ZM102 1H104V2H102ZM111 1H112V3H111ZM155 1L156 0H139L138 1V2H140L139 6H136V5L134 6V5H132L134 3H132L131 1H127V0H96V1H94V3L91 4V6L98 5V6L104 7V13H105L104 16H106L107 14L109 15V17H108V15L106 16V20H105V22L108 23L107 27L122 28L125 25V23L127 22V20H130L129 23L133 22L132 31L130 33H127L126 36H124L125 39L128 41V44L130 45V51H132L131 46H132V49L134 50L133 47H138L137 45H142V43H147L146 41H152L156 36L155 26H156L157 19H159L160 22H163L162 21L163 12L161 10L162 5L158 2H155ZM242 1L243 0H186V2L184 3V5L186 7L185 12H184L185 13L184 19L186 20V22H188L187 13H188L189 9H193L194 11L198 12L202 7L205 8L207 6H210L211 4H212V6H217L219 4H220V6H223V4H225V5L229 4V5H232V7H233L232 8L233 13L230 14L228 16V18L226 17L223 20H221L220 24L225 29L228 27L230 22L235 19L234 21L236 23H235V26L231 28V31H233L232 33H234V34H238L239 32H241V30H240L241 29V21H240L241 19L240 18L243 17L241 15L243 13H245V15L247 13H252L251 9L254 10V8L259 7L260 4L262 5V3L264 2V0H251V1L245 0V1H243L244 4H241V3H243ZM246 1H247V3H246ZM133 2H136V1L133 0ZM11 3H12V0H9L8 5ZM60 3H62V4H60ZM110 3L112 5H110ZM59 4L62 6V7L60 6L61 8H58ZM125 5L130 6L127 10L126 15H125V12L123 9ZM23 6H24V8H22ZM80 6L81 5L79 4L77 7L79 8ZM157 6L160 8L159 9V10H161L160 12L158 9H156V8H158ZM236 7H238V8H236ZM242 7L244 8L243 10H241ZM252 7H254V8H252ZM145 8H146V10H145ZM32 9L35 10V14H34V12L32 13ZM24 10L25 11L27 10V12H25ZM116 10L118 13L116 12ZM67 12H68V14H67ZM263 12L261 14H259L258 17H260V16L262 17L264 15ZM33 14H34V16H33ZM30 15H32V16H30ZM155 16H160V17L156 18ZM239 16H241V17H239ZM261 17H260V19H261ZM228 19H230V20H228ZM138 20H140V21L138 22ZM147 22H149L150 25ZM143 23H145V25ZM152 24H153L154 28L151 27ZM188 25H190L189 22H188V24L186 23V27H188ZM214 25H216L219 28V26L217 24H214ZM72 26H74V29H72ZM213 27L214 26L211 25V27L208 29L209 31L207 30V32H205V33L203 32V34H202V33H197L195 31L196 29H194L192 27V24L190 25L189 37H191L192 40H194L197 43L198 47L196 48V50H193V51L189 50L188 45L186 44V41H185L188 37H182V39H183L182 41H184L182 44V51L184 52V54H186V57H182L183 63H179V64H177V66L179 67V69L184 71V74H186L187 78H189V80L193 84L196 83L195 85H196L197 89L200 92H202V94H204L206 86H208L209 84H212L213 82H215L217 80L223 81L222 82L224 84L223 86H225L224 89L225 88L227 89V90L225 89V95L226 96L232 95V94H238V93L239 94L240 93H250L251 91H252L251 93L256 94V92H254V91H256L260 88V85L257 82V80L252 79L251 81H249V79L245 78V75L243 73H241V72L238 73L236 71V67L234 64V53H233V51L236 52V50L239 46L235 47L234 45H237V44L235 42H233L234 44L231 43L230 40H227L228 42L224 41L222 39V37L218 36L219 31L217 32V30H216L217 28L212 30ZM151 28L154 30H151ZM71 29L73 31V34L71 32ZM238 29H239V31H238ZM210 30H212V31H210ZM231 31H228V32H231ZM33 32L36 34H34ZM32 33H33V35H32ZM238 35L237 36L240 38L241 44H245L246 42H248L249 45L251 46V49L248 48V49H246L245 52H244L245 49L242 50L244 52V55H246V52H247V55L245 57H247V56L251 57L250 55L252 54V52L255 50V48L257 46V44H255L256 40H253V42H252V40L250 39V41H251L250 42L248 40L249 38L247 39L245 37H241V33ZM45 37H46V39H44ZM69 37H70V39H69ZM138 37L140 40H142L141 38H143V40L139 41ZM38 38L41 39V41ZM43 39H44V42L42 41ZM245 39H247L248 41ZM47 40L50 41L49 42L50 45L47 43L48 42ZM40 43H41V45L44 43L43 44L44 46L42 45V47H41ZM148 43H150V42H148ZM229 43H230V45H229ZM47 44H48V46H51V49L48 47L49 51L47 50L46 51L47 53H46L45 50H46ZM52 44L55 46H53ZM231 45H233V47ZM23 46L24 47L28 46V48H26V47L24 48ZM38 46H40V48H38ZM240 46H242V45H240ZM55 48H56V50H55ZM231 48H234V49H231ZM235 48H236V50H235ZM42 50H44V51H42ZM16 54L18 56L14 57ZM89 54L91 55L92 52H89ZM50 55L52 56V54H50ZM12 57H14V58L12 59ZM132 57L133 56H128L127 64L132 65V66L135 65L136 68H139V70H140L139 73L141 74L143 72L141 70L142 64L141 63H135ZM1 58L2 57H0V59ZM20 58H21V61H20ZM26 58L30 59V60H28L29 62L27 64L25 63V62H27L25 60ZM32 58H34V59L36 58V59L32 60ZM183 58H185L186 60H184ZM8 59L10 60V62L7 61ZM49 59H51V58H49ZM31 60L33 63L32 64L33 69L30 68L31 67V63H30ZM188 60H190V61H188ZM56 61H57V64H56ZM129 61H130V63H129ZM7 62H8V64H7ZM22 62H23V65H22ZM24 63L27 65V68L24 66L25 65ZM9 64H12V65L14 64L13 66H15V67L18 66V67L12 68L11 65L9 66ZM101 64H102V62H101ZM6 65H8V66H6ZM21 65L23 67H21ZM8 67H10L11 69H9ZM18 69H19V71H18ZM23 69H24V73H22L23 71L21 72V70H23ZM28 71H30V72H28ZM18 72H19V74H18ZM26 72L28 73V75L25 74ZM40 72H41L42 76L39 74ZM0 74H1V72H0ZM16 74H17V77H16ZM35 74H37V75H35ZM21 75H23V77L24 76L26 77V75H27V77H26L27 80H28V78L33 79V77H35V81H34V79H33V81L36 82V84L31 85V83L33 81L32 80L26 81L25 77L23 78ZM225 75L228 77H226ZM8 76L12 80V81H10V83H11L10 87L11 88L9 87V82H5V81H7V79L9 81ZM198 76H200V77L197 78ZM12 78H14V81ZM54 78H55V80H54ZM146 78L151 79L152 76L146 74ZM15 79L16 80L18 79V83L19 82L21 83L22 81H24V82H22L23 85H22V83L21 84L19 83L20 85H18L17 81L15 82ZM23 79H25V80H23ZM116 79L120 80L121 82H125L124 78L117 77ZM27 82H28V85H27ZM236 82L239 83V85L235 87ZM5 83H7L8 85H6ZM15 84H16V86L18 85L19 87L18 86L13 87V85L15 86ZM55 87H57V88H55ZM58 87H59V89H58ZM234 87L236 88L235 90H234ZM47 88H49V89L47 90ZM16 89H17V91H16ZM55 89H58L56 94L54 93L56 91ZM50 91H51V93H50ZM46 93L49 97L47 96L48 98L45 99L47 102L43 99L42 100V101H44V103H43L42 101H40L41 100L40 98H43L44 97L43 95H45ZM54 95H56V96H54ZM252 95L254 97L256 96L254 94H252ZM261 95H263V93L259 92L258 95L255 97V101L251 104L250 108L248 109L249 113L247 112V114H246V116L248 115L247 116L248 121H250V122L254 121L255 123H257V121H258V122H260V126H262V124L264 123L263 122L264 121V100H262L264 96H261ZM7 97L12 98L13 101L11 99H8ZM17 97H19V98H17ZM204 97H205L204 101H206L207 100L206 95ZM13 98L17 99L16 102ZM49 98L52 99L53 101H51ZM36 99H40V100L37 101ZM54 99L57 101V103ZM40 102L43 103L44 105H47L46 103H49L48 106H50V107H52L53 105L56 104L57 107L53 106L54 108H51V111H50L48 106H45L46 107L45 108L44 105H41ZM160 102H163V103L161 104ZM59 104L64 105L62 107V109H61V107H59L60 106ZM130 105H131L130 101L127 100L126 102H124V109H127L128 113L131 109H133V108H131ZM65 106H66L67 111L65 110ZM166 106H167V108H166ZM3 107H2V105H0V112L2 111V113H0L1 115L4 114ZM8 107H10V108H8ZM30 108H32V109L30 110ZM122 108H123V106H122ZM177 110L178 109H175L172 112L175 111L174 113H177ZM27 111H28V113H27ZM29 111L31 114L29 113ZM133 111L131 110V113ZM135 111H137V110H135ZM23 112H26V113L22 114ZM43 112L44 113L46 112L47 114L46 113L43 114ZM128 113H127V115L129 116L130 113L129 114ZM177 114L173 115V117L175 118V116L177 115L176 117L179 118L181 116L179 114V112ZM5 115H4V117H5ZM152 116H153V118H152ZM15 118L17 119V122H16ZM21 118L23 120H21ZM145 118L147 119L148 122L145 121L146 120ZM150 118L154 119L153 122H155L156 124L153 123L152 119H150ZM188 119H189V121H188ZM10 120H12V121L10 122ZM19 120H21L22 122ZM26 120H25V122L29 121V119L27 121ZM123 120L126 121L125 116H124ZM149 121H150V123L152 122V124H148ZM144 122H146L148 125H145L146 123H144ZM151 125L156 126L157 128H159L158 127V125H159L160 131L159 130L156 131L155 130L156 128L151 127ZM148 126L151 127L150 128L151 130L157 132V134H156V132H155V134L158 135V138H157V136L155 137L154 133L152 134L153 131H150L151 133L149 132ZM13 128L14 129L16 128V129L14 130ZM20 128L23 130L21 131ZM127 131L129 133V136H133L132 141L127 138ZM27 132H28V134H27ZM32 132L37 133L36 131H33V130H32ZM158 132L159 133L162 132V133L159 134ZM77 133H75V134H77ZM7 134H9V135H7ZM161 134H163V136ZM171 135L175 139H177V141L174 139L175 142H173L172 141L173 137ZM35 137H37L36 140H34ZM46 137H48L47 140H46ZM191 137H193V138L191 139ZM42 138H43V140H41ZM181 138H183V139H181ZM185 139H187V141ZM190 139L192 140V142H191L192 145L190 144ZM199 139H200V141H199ZM31 140H32V142H31ZM195 141L197 143V146L199 145L198 146L199 149L195 148V147H197V146H195L196 145V143H194ZM184 142L186 144H184ZM187 142H188V144H187ZM202 143L203 142H201L200 144L202 145ZM26 144H27L28 148H24V147H26ZM28 144H30V145H28ZM38 144L41 146H38ZM93 145L95 148L93 147ZM189 145H191L190 147L195 148L196 150H194V149L192 150V148H190ZM40 147H42V148L40 149ZM93 149H95V152L92 151ZM27 150H29V152ZM30 150L31 151L33 150V152H31ZM35 150H36V152H35ZM37 150L40 152L42 150V152H45L44 154H47V155L44 157V154L41 155L40 153H38ZM181 151H183V152H181ZM97 152L101 153V155L97 156V154H99ZM29 153H31V154H29ZM37 153H38V155H36ZM151 153H153V155ZM118 154L122 157V159H123L122 161L116 160L115 156H117ZM2 155H4V156H2ZM8 155L11 157H8ZM165 156H167V158H165ZM183 156H185V158L187 156V158L185 159ZM4 157H6V158L8 157V159L10 161ZM177 157H179V158H177ZM189 157L191 158L190 160H189ZM2 158H4V159H2ZM18 158H20V159L18 160ZM180 159H182V161ZM11 160H13V162ZM34 160H36V161H34ZM177 160L180 162H178ZM171 161H173V162L175 161V162L171 164ZM16 162H19V163H16ZM22 162L24 164L26 163V165H24ZM35 162H37V163H35ZM34 163L36 165H34ZM20 164H21V166H20ZM28 164H30V165H28ZM176 165H174V166H176ZM207 165H209V167H214L215 162L210 161L209 164H207ZM18 167H19V169H18ZM263 167H264V162L262 163V169H263ZM180 171H182V172H180ZM52 172H54V173H52ZM146 172L150 175L149 184L147 186H146V181L144 179V175L146 174ZM7 175L8 176L2 175V177H4L5 180L10 181L11 178H10L8 173H7ZM115 176L117 177V179ZM118 176H119V179H118ZM158 176H160V177H158ZM113 178H115V179H113ZM157 181H158V184H157ZM257 181H258L256 183L257 186L262 188V186L264 185V178H263V180L258 179ZM181 183H183V181H181ZM55 184H57L56 185L57 187L55 186ZM174 184H175V186H174ZM246 184H247V186H246ZM46 185H47V187L48 186L49 187L47 188ZM197 185H199L198 189L196 188ZM63 186L65 187V189ZM70 186H71V184H70ZM54 187H55L56 191L60 192V193L58 192L59 195H56V197H55V194H57V193L55 192ZM67 187L69 189H72V190L69 191V189ZM195 188L198 190L197 191L198 193L195 192L197 195L196 194L192 195L191 191H193V189L195 190ZM44 189L47 192L51 191V193H52V196H51V193L49 192L50 195L49 194L47 195L48 199L46 197L47 192L42 193V192H45ZM23 191H24V189H21V193L19 192L18 194L16 192H13V191L8 192V194H6L4 196V199L7 196V198L5 199L6 201L4 200L5 201L4 203H2L3 201H0V204H2L0 206V208L1 209H7L9 207V205L13 206L14 204H16L19 197H23V198L25 197V193H24L25 191L24 192ZM29 191H30V189H29ZM138 191H139V193L134 195L135 192H138ZM181 192H182V194H180ZM15 193L17 195H15ZM40 195H41L42 199H41V197H39ZM64 195L62 197H64ZM90 196H88V199L92 198V196H91V198H90ZM178 196H179V198H178ZM228 196H229V198H228ZM189 197L191 200L188 199ZM153 198H154V195H153ZM53 199H52V201H53ZM71 199H72L71 197L68 198L69 201H72ZM25 200H27L26 197H25ZM30 200H33V199H29L27 201H30ZM186 200L189 202L190 201H192V202H190L188 205V202ZM232 200L236 203H234V202L232 203ZM241 202H243V204H244L241 206L242 208L239 207V204ZM135 204L137 206V210L134 212V210H135L134 205ZM190 204H191V206L194 205L192 207L193 212L191 211V208L188 210L186 207V206H190ZM224 209L227 211L225 212ZM191 212L194 215L192 214V216H191ZM258 217H259V219H258ZM180 218H182V219H180ZM192 219H195V220H192ZM111 226H112V229H111ZM179 227H181V228H179ZM237 227H238V229H237ZM182 230H184V231L182 232ZM181 232H182V234H181ZM181 236H179V237H181ZM173 239H174L173 236L170 235V237H169V235H168V237L167 236L164 237L162 239V241L165 240L164 242H171ZM134 242H136L137 244ZM134 244H136L135 246H138L139 251H137L138 248H135V246H133ZM138 244L139 245L141 244L140 247H143V248L141 249ZM132 250H136L138 252V254L140 253V255L138 256V254H137V257H136L137 252H134ZM218 250H221V252ZM131 251L134 253L130 254L129 252H131ZM129 254H130V256H128ZM133 254H135V256H133ZM131 256H133L134 258ZM130 258H132V259H130Z\"/></svg>", "mask_w": 264, "mask_h": 264}]
</instances>
